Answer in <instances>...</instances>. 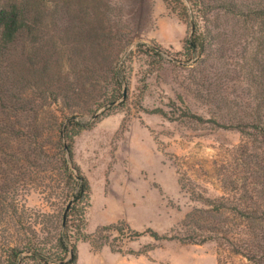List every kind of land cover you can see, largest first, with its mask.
<instances>
[{"label":"trees","instance_id":"trees-1","mask_svg":"<svg viewBox=\"0 0 264 264\" xmlns=\"http://www.w3.org/2000/svg\"><path fill=\"white\" fill-rule=\"evenodd\" d=\"M144 1L0 0V264H79L77 242L97 252L107 242L103 229L120 230L116 223L85 229L90 186L73 160L72 137L88 124L67 113L94 116L99 107L124 99L121 57L151 55L133 43L148 18L140 10ZM165 1L191 28L184 59H166L196 68L214 54L221 61L224 42L232 46L241 29L238 36L250 38L242 48L249 50L246 79L254 94V103L245 106L250 112L223 116L241 142L218 167L221 193L209 197L187 182L192 206L173 237L214 241L216 264H264V0ZM126 3L138 10L118 49L122 39L105 22L113 5L122 10ZM220 38L223 44L211 48ZM153 53L162 58L158 48ZM178 182L184 189L181 177ZM33 189L48 199L57 191L58 201L50 200L51 210L32 212L24 195Z\"/></svg>","mask_w":264,"mask_h":264},{"label":"rangeland","instance_id":"rangeland-1","mask_svg":"<svg viewBox=\"0 0 264 264\" xmlns=\"http://www.w3.org/2000/svg\"><path fill=\"white\" fill-rule=\"evenodd\" d=\"M113 6L105 25L117 32V40L122 39L120 49L138 9L128 3L122 10ZM172 6L165 0L143 2L140 10L148 18L133 43H140L151 55L121 57L126 66L124 99L99 107L94 116L76 110L67 113L88 124L72 137L73 160L90 186L87 232L122 224L120 230L103 229L101 234L107 238L105 245L121 250L133 264H216L214 241L181 242L173 236L192 206L187 182L209 197L219 195L218 167L227 163L231 150L241 142L239 132L223 116L250 112L245 106L254 103L246 79L249 50L242 48L250 38L238 36L242 32L238 29V38L229 41L232 46L223 41L222 60L214 54L204 67L167 60L184 59L183 44L191 30L186 17ZM223 38L211 48L221 45ZM157 48L162 58L153 53ZM226 68L228 73L223 72ZM197 88L200 96L194 95ZM178 177L184 189L180 190ZM57 193L48 199L43 191L33 189L24 195L25 203L35 213L51 210L50 200L58 201ZM146 228L166 237L156 239L143 232ZM89 248L80 245L81 264H90ZM94 260L104 264L100 258Z\"/></svg>","mask_w":264,"mask_h":264},{"label":"crops","instance_id":"crops-1","mask_svg":"<svg viewBox=\"0 0 264 264\" xmlns=\"http://www.w3.org/2000/svg\"><path fill=\"white\" fill-rule=\"evenodd\" d=\"M87 244V247L89 248L90 245L86 241H79L77 242V250H78V263H80V245ZM91 254H90V264H96V260L100 258V260L105 264H133L131 262V258L129 256H126L124 254H121L116 251H112L109 246L103 245L97 252H93L91 248H89ZM110 262V263H109Z\"/></svg>","mask_w":264,"mask_h":264},{"label":"water","instance_id":"water-1","mask_svg":"<svg viewBox=\"0 0 264 264\" xmlns=\"http://www.w3.org/2000/svg\"><path fill=\"white\" fill-rule=\"evenodd\" d=\"M74 118V117H73ZM62 133H63V130H62Z\"/></svg>","mask_w":264,"mask_h":264}]
</instances>
